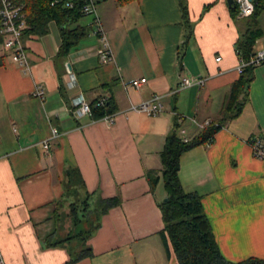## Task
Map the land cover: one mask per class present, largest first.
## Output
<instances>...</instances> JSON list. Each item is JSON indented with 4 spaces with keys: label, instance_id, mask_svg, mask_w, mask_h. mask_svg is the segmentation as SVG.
I'll use <instances>...</instances> for the list:
<instances>
[{
    "label": "crops",
    "instance_id": "obj_1",
    "mask_svg": "<svg viewBox=\"0 0 264 264\" xmlns=\"http://www.w3.org/2000/svg\"><path fill=\"white\" fill-rule=\"evenodd\" d=\"M93 1L111 52L106 62L90 14L71 23L86 34L66 53L55 20L43 33H24L27 67L0 43V264H178L159 235L165 193L156 194L158 183L151 190L144 174L160 167L174 125L180 139H191L205 119L219 127L210 141L180 152V185L200 195L226 259H264L263 163L248 145L254 135L264 142V62L251 66L227 105L240 80L235 41L247 18L231 16L226 0H184L186 19L178 0ZM259 14L254 49L264 45ZM184 76L203 81L181 86ZM138 77L145 81L134 88L129 82ZM154 93L158 114L128 109ZM105 96L115 106L112 121L75 114L81 98ZM52 127L59 134L46 150ZM70 168L87 197L83 216L73 204L78 220L76 200L65 202ZM106 197L118 200L90 228L93 205Z\"/></svg>",
    "mask_w": 264,
    "mask_h": 264
},
{
    "label": "trees",
    "instance_id": "obj_2",
    "mask_svg": "<svg viewBox=\"0 0 264 264\" xmlns=\"http://www.w3.org/2000/svg\"><path fill=\"white\" fill-rule=\"evenodd\" d=\"M14 3L21 5L19 18L26 23L22 33H43L48 28L50 20H55L60 26L61 43L59 53H66L71 47L75 46L79 40L86 34V27L82 25L71 26L72 22L77 21L85 13L82 6L86 0H69L71 6L64 3L67 0H58L52 3V0H12ZM120 2L127 0H118ZM181 14L186 19V7L184 0H178ZM1 6V2H0ZM264 8V0H253L252 13L247 16V24L240 31L236 41L235 49L240 58H247L253 51L255 40L262 35V30L257 24V15ZM231 16L237 14V5L233 3L228 6ZM1 29V17H0ZM3 42V34L0 32V43ZM3 64V56H0V65ZM251 65H245L241 69L240 80L231 86V91L227 101V105L232 104L236 99L238 88L244 86L249 80ZM246 73V74H245ZM94 99L89 102L90 116L92 120L99 119L105 113L115 111L113 101L109 97H104L101 104H95ZM176 124V123H175ZM219 127L218 123L210 122L203 127L200 132L183 141L176 133V125L164 139L162 148L159 151L160 167L151 168L145 171V178L149 188L154 189L160 181L165 198L158 200L157 205L161 212L162 228L159 235L168 250L169 246L173 251L178 264H264V259L256 256H248L241 260L231 261L226 259L218 249L214 236L210 229L209 221L203 212L200 195L193 191H185L180 185L177 170L178 156L180 152L194 144L210 141L213 133ZM67 189L75 192V185L81 184V176L79 172L70 168L67 170ZM116 197L99 198L93 205V216L96 222L89 221L90 228H95L99 222L97 221L100 214L109 206L117 202ZM83 208H87V197L83 199ZM76 202L72 203L75 217ZM79 204V203H78ZM88 232V229L87 231ZM85 241V237H81ZM82 253L79 254V256ZM75 258H71L66 264L72 262Z\"/></svg>",
    "mask_w": 264,
    "mask_h": 264
},
{
    "label": "built area",
    "instance_id": "obj_3",
    "mask_svg": "<svg viewBox=\"0 0 264 264\" xmlns=\"http://www.w3.org/2000/svg\"><path fill=\"white\" fill-rule=\"evenodd\" d=\"M58 0H52V3ZM0 17H1V29L0 32L3 34L2 46L9 52L10 57L13 60L19 61L28 66V53L25 49V45L22 41V31L26 26L23 19L19 18L21 5L14 3L12 0H0ZM237 5V16L247 17L252 13L253 10V0H233ZM66 6H71L72 2L67 0L64 3ZM82 11L85 14L92 15V23L94 25V31L98 34L100 45L98 47L99 58L102 62H106L111 58L110 48L106 41L104 31L99 22V19L95 12V4L93 0H86L82 6ZM220 57L216 56L215 59L218 60ZM264 62V45L256 47L253 49L252 53L247 58H240L238 60L237 69L241 70L245 65H258ZM145 81V77H138L132 79L129 84L134 88H137L142 82ZM203 79L200 77L184 76L181 78L180 85L186 86L191 84L202 83ZM36 94L41 97L44 96V90L42 87H38L35 91ZM104 101V97H98L95 104H101ZM160 94L154 93L150 98L141 100L136 103H129L128 109L145 112L150 115H156L161 110ZM75 114L78 117L90 116V105L86 100L80 99L75 108ZM114 111L111 113H105L100 117V119L112 121ZM211 121L205 119L202 122H197V126L200 128L205 127ZM183 131V129H181ZM59 134L57 127H52L50 136L43 141V144L48 149V140L56 138ZM183 141L188 140L187 137L182 138ZM251 154L260 159L263 163L262 173L264 175V142L258 136L250 137L248 141Z\"/></svg>",
    "mask_w": 264,
    "mask_h": 264
},
{
    "label": "rangeland",
    "instance_id": "obj_4",
    "mask_svg": "<svg viewBox=\"0 0 264 264\" xmlns=\"http://www.w3.org/2000/svg\"><path fill=\"white\" fill-rule=\"evenodd\" d=\"M260 12V14H259V19L260 20H262L263 22L262 23H264V10H263V8L259 11ZM89 15V14H88ZM257 44V43H256ZM78 184H76L75 185V189H76V191L75 192H73L72 190V188H71V190H70V192H69V197L67 198V197H65V200H67V201H65V200H61V201H65V202H69V201H73V200H76L75 202H78L79 204H78V206H77V210H78V215H81V216H83L82 214H84L85 213V210L83 209V199H84V197H85V195L81 192V188H80V186H78ZM155 188V187H154ZM155 191H156V194H158L159 192H161V191H164V189H163V186H162V184H161V182L159 181L158 182V185H157V187L155 188ZM88 210L86 209V212H87ZM84 216H86V215H84ZM63 219H64V216L62 217Z\"/></svg>",
    "mask_w": 264,
    "mask_h": 264
},
{
    "label": "water",
    "instance_id": "obj_5",
    "mask_svg": "<svg viewBox=\"0 0 264 264\" xmlns=\"http://www.w3.org/2000/svg\"><path fill=\"white\" fill-rule=\"evenodd\" d=\"M226 3L228 4V5H232L234 2H233V0H226ZM165 197H163V199H164Z\"/></svg>",
    "mask_w": 264,
    "mask_h": 264
}]
</instances>
